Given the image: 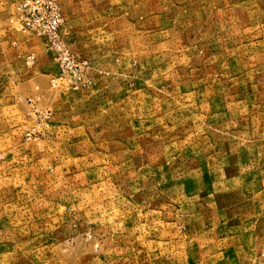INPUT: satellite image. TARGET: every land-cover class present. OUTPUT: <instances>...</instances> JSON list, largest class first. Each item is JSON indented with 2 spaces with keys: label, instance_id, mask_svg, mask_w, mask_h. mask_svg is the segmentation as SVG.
<instances>
[{
  "label": "rangeland",
  "instance_id": "374dc122",
  "mask_svg": "<svg viewBox=\"0 0 264 264\" xmlns=\"http://www.w3.org/2000/svg\"><path fill=\"white\" fill-rule=\"evenodd\" d=\"M0 0V264H264V0Z\"/></svg>",
  "mask_w": 264,
  "mask_h": 264
},
{
  "label": "built area",
  "instance_id": "2783aa9c",
  "mask_svg": "<svg viewBox=\"0 0 264 264\" xmlns=\"http://www.w3.org/2000/svg\"><path fill=\"white\" fill-rule=\"evenodd\" d=\"M20 10L24 30H31L50 41L51 46L60 52L58 61L68 70H72L75 64L63 47L60 34L63 19L55 4L45 0H29Z\"/></svg>",
  "mask_w": 264,
  "mask_h": 264
}]
</instances>
